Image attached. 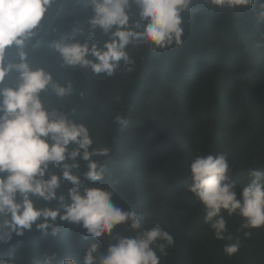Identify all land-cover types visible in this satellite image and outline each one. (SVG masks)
I'll use <instances>...</instances> for the list:
<instances>
[{
  "label": "trees",
  "instance_id": "1",
  "mask_svg": "<svg viewBox=\"0 0 264 264\" xmlns=\"http://www.w3.org/2000/svg\"><path fill=\"white\" fill-rule=\"evenodd\" d=\"M261 2L229 9L192 0L190 11L182 13L180 46H130L134 70L127 71L121 63L110 77L79 67L61 68L59 56L46 47L61 33L81 40L105 39L98 30L84 37L73 31L88 27L91 11L82 3L55 0L44 22L47 31L35 38L29 56L33 66L45 67L55 81L73 86L72 95L62 99L42 94L46 104L84 123L93 147L111 149L106 157H93L104 167V179L90 186L114 191L113 202L135 211L146 228L159 224L174 237L175 246L161 257V264H264V227L246 236L249 230L241 229V218L225 215L232 240L218 241L203 222L202 206L184 190L197 154L223 153L238 187L247 182L249 170L264 171ZM117 115L125 123L116 124ZM37 204L44 206L42 201ZM60 228L57 236H44L35 227L14 236L10 243H0V258L7 260L14 253L13 264H36L49 250L57 253L55 264L65 257L81 264L91 241L78 225L65 222ZM115 234L132 233L120 225ZM237 240L239 250L227 255L225 244Z\"/></svg>",
  "mask_w": 264,
  "mask_h": 264
},
{
  "label": "clouds",
  "instance_id": "2",
  "mask_svg": "<svg viewBox=\"0 0 264 264\" xmlns=\"http://www.w3.org/2000/svg\"><path fill=\"white\" fill-rule=\"evenodd\" d=\"M55 0H0V243L8 244L33 227L42 235L57 236L61 223L78 225L90 240L81 264H161L175 246L174 237L161 225L146 228L135 211L113 202L115 192L98 185L104 167L93 157L108 156L111 149L93 147L84 123L60 108L46 104L51 92L58 99L71 96V82L60 84L52 72L33 66L29 59L35 38L47 31ZM91 11L87 29H73L80 37L99 31L105 39H77L61 33L47 42L60 58V67L89 69L112 76L121 67L134 70L129 47L153 50L182 44V13L192 0H75ZM219 8L250 6L255 0H209ZM258 20L264 22V0ZM53 33L57 32L52 28ZM73 109V113H74ZM116 124L125 123L120 115ZM184 190L199 202L203 222L218 241L232 240L228 217L239 216L241 229L264 227V171L251 169L243 185L230 178L223 153L195 155ZM58 169L59 171H54ZM81 177H84L83 179ZM67 191H64V186ZM37 201L44 202L38 206ZM55 204V207L50 205ZM59 220V223H58ZM120 225L130 235L115 234ZM107 239L106 245L101 244ZM100 242V243H97ZM239 240L225 244L231 256ZM159 253V254H158ZM0 258V264H13ZM57 253L45 250L36 264H55ZM60 264H76L65 257Z\"/></svg>",
  "mask_w": 264,
  "mask_h": 264
}]
</instances>
